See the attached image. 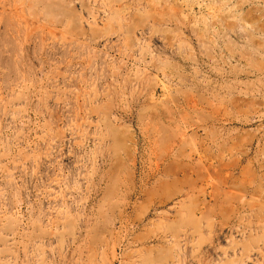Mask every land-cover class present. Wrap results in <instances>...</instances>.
<instances>
[{
	"label": "rangeland",
	"instance_id": "obj_1",
	"mask_svg": "<svg viewBox=\"0 0 264 264\" xmlns=\"http://www.w3.org/2000/svg\"><path fill=\"white\" fill-rule=\"evenodd\" d=\"M0 264H264V0H0Z\"/></svg>",
	"mask_w": 264,
	"mask_h": 264
}]
</instances>
